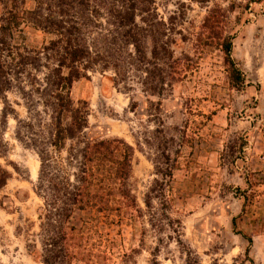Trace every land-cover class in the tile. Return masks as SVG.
Instances as JSON below:
<instances>
[{"label": "rangeland", "instance_id": "374dc122", "mask_svg": "<svg viewBox=\"0 0 264 264\" xmlns=\"http://www.w3.org/2000/svg\"><path fill=\"white\" fill-rule=\"evenodd\" d=\"M217 6L225 9V19L217 34H208L203 21ZM155 7L166 21L176 17L181 35L174 36V54L192 60L185 77L156 96L142 92L133 76L116 84L113 70L96 67L73 83L70 97L88 105L83 139L118 138L131 145L128 186L142 209L156 177L153 161L163 149L159 140L165 137L172 149L170 138L183 139L165 194L168 213L181 222L184 246L168 239V230L154 231L147 217L134 223L114 212L110 220L86 209L75 210L70 223L90 221L97 230L96 247L114 264L132 250L135 264H186V250L197 264H264V0H156ZM227 34H234L231 54L244 75L242 88L230 85L218 46ZM24 36L29 46L42 40L31 26ZM23 88L30 89L24 77L6 93V102L0 98V169L10 174L0 189V264H40L38 151L43 147L65 164L75 143L66 140L60 151L49 144L50 111L37 94L26 98ZM150 101L151 112L158 108L156 116L146 110ZM241 138L246 144L239 150ZM151 203L158 207V200Z\"/></svg>", "mask_w": 264, "mask_h": 264}, {"label": "trees", "instance_id": "16d2710c", "mask_svg": "<svg viewBox=\"0 0 264 264\" xmlns=\"http://www.w3.org/2000/svg\"><path fill=\"white\" fill-rule=\"evenodd\" d=\"M27 1L0 0V98L6 102V93L26 78L30 89L23 88L22 94L26 98L37 94L50 111L53 130L49 144L60 151L66 140L75 141L67 149L66 165L47 149L40 147L38 151L36 188L43 200L38 233L40 264H114L110 254L96 247L93 233L98 236L97 230L90 221L83 220L80 226L70 223L75 210L92 209L110 220L115 212L134 223L147 217L154 231L168 230L166 237L183 247L181 222L168 213L165 194L183 139L176 142L170 138L172 149L166 147L165 137L159 140L163 149L153 161L156 177L144 195L142 209L128 186L131 145L118 138L83 139L88 105L70 97L73 83L96 67L113 70L116 84L133 76L144 93L163 96L170 92L192 66L190 57L174 54V36L180 34L174 23L176 17L162 19L155 7L156 0H31L32 7L27 6ZM224 12L218 6L208 10L203 21L208 34L221 28ZM29 26L41 33L39 45L25 43L24 31ZM233 38L234 34L223 36L218 46L230 85L242 88L246 83L231 54ZM152 104L150 101L146 110L156 116L158 108L151 112ZM135 106L132 103L130 109L135 110ZM7 114L4 107L2 116ZM245 144L241 138L239 150ZM230 146L233 150L234 146ZM67 166L74 171L67 172ZM9 177L6 169H0V189ZM153 199L158 200L157 208L151 203ZM135 253H123L120 264H135ZM185 254L186 264H197L192 251L186 250Z\"/></svg>", "mask_w": 264, "mask_h": 264}]
</instances>
